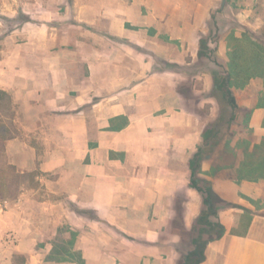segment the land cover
<instances>
[{"label":"crops","instance_id":"0c3cea01","mask_svg":"<svg viewBox=\"0 0 264 264\" xmlns=\"http://www.w3.org/2000/svg\"><path fill=\"white\" fill-rule=\"evenodd\" d=\"M110 1L76 57L0 68L15 128L0 140V264H182L195 240L200 264H264V76L233 90L239 131L191 184L220 111V72L199 55L220 0Z\"/></svg>","mask_w":264,"mask_h":264},{"label":"rangeland","instance_id":"374dc122","mask_svg":"<svg viewBox=\"0 0 264 264\" xmlns=\"http://www.w3.org/2000/svg\"><path fill=\"white\" fill-rule=\"evenodd\" d=\"M111 3L110 0H0V68L4 60H7V64H14L18 59H25L26 63L30 64L33 58L39 56L54 55L62 59L61 62L76 57L78 42L93 40L88 32L109 25L107 19L97 14L103 5L110 6ZM215 10L211 19L206 21V31L200 34L201 38L205 39L209 32L215 29V36L220 34L217 43L212 45L213 55L219 58V63L209 59L215 62L216 72L224 73L221 63L228 55L224 50H218L221 38L226 37L229 52L233 43L230 36H241L244 32L250 31L249 28L253 29L256 23L264 26V0H226L223 6L220 0ZM218 21L220 25H217ZM215 25L218 28H215ZM222 32H225L223 37ZM256 35L263 37L264 28L258 30ZM250 81L244 87L233 90L236 89L240 93ZM259 87L255 86L256 89ZM217 106L219 107L218 102ZM12 115L14 110L10 98L7 94H0L2 141L15 131L12 119H9ZM238 131V128L232 127L230 133ZM0 172H13L12 169H6V155L1 144ZM3 186L8 189V184L4 183ZM8 195V191L1 194L2 197ZM1 201L0 213L2 205L7 208L3 200Z\"/></svg>","mask_w":264,"mask_h":264},{"label":"trees","instance_id":"16d2710c","mask_svg":"<svg viewBox=\"0 0 264 264\" xmlns=\"http://www.w3.org/2000/svg\"><path fill=\"white\" fill-rule=\"evenodd\" d=\"M215 28L218 27L215 25ZM215 35L216 29L209 32L206 39L201 38L199 55L219 63V60L213 55V48H210V43H217L220 34ZM230 39L233 43H231L228 52L229 60L226 63H221L224 73L215 74L213 80L212 94L218 102L219 115L209 124L204 133V144L192 160L191 184L199 190L202 188L199 185L200 179L197 176V170L201 160L217 143L230 135L236 120L239 106L233 95V88H242L251 78L264 76V36L259 37L256 33L247 31L241 36L232 35ZM0 94L6 93L0 91ZM217 225L214 226L213 223H209L210 230L215 231L216 235L219 236L222 230H218ZM194 243L195 249L184 256L182 264H200L203 259L205 241L195 240Z\"/></svg>","mask_w":264,"mask_h":264},{"label":"water","instance_id":"95a60500","mask_svg":"<svg viewBox=\"0 0 264 264\" xmlns=\"http://www.w3.org/2000/svg\"><path fill=\"white\" fill-rule=\"evenodd\" d=\"M226 0L223 1V4L225 3Z\"/></svg>","mask_w":264,"mask_h":264}]
</instances>
